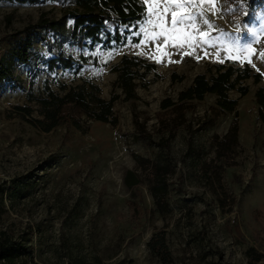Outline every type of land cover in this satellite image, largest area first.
Returning a JSON list of instances; mask_svg holds the SVG:
<instances>
[{
  "label": "rangeland",
  "instance_id": "rangeland-1",
  "mask_svg": "<svg viewBox=\"0 0 264 264\" xmlns=\"http://www.w3.org/2000/svg\"><path fill=\"white\" fill-rule=\"evenodd\" d=\"M140 1L145 16L134 31L129 30L123 44L63 45L64 54L75 61L88 58L76 71L50 70L47 62L57 56L54 39L33 28L41 15L60 18L62 6L49 0L36 4L0 0V59L16 41L27 36L33 41L30 61L13 68L17 85L0 89V237L21 244L16 263L159 264L146 247L158 231L165 233L175 264H248L249 249L264 254V124L257 119L254 100L255 92L264 89V6L250 10L249 0H215L212 7L204 0V16L196 23L209 33L208 43L197 38L193 48L185 43L178 49L174 45L183 41L179 34L167 45L163 36H145V30L160 31L148 24L149 5L156 0ZM184 2L200 5L201 0ZM190 11L199 13L201 7ZM204 19L214 27L209 29ZM248 45L251 53L229 58ZM124 55L157 67V76L151 73L145 84H137L138 99L131 102L113 87L112 68ZM219 64L235 68L248 64L261 76L258 83L252 78L241 82L248 89L245 96L236 90L228 94L237 100L239 132L237 166L221 170L222 188L233 199L224 208L217 201L220 188L212 186L202 166L214 157L213 136L226 133L234 114H225L207 127L216 97L206 95L165 149L157 145L168 134L158 130L155 117L162 100L175 101L196 75L208 74ZM173 75L182 80H172ZM84 80L97 84L105 99L113 93L120 96L112 108L116 127L91 122L87 133L68 125L44 133L16 110L28 106L30 117L39 118L35 102L28 101L29 93L39 95L48 81L53 92L62 94L60 85ZM134 118L144 124L147 140L138 138ZM133 155L172 169L166 211L155 210ZM127 172L143 182L128 189Z\"/></svg>",
  "mask_w": 264,
  "mask_h": 264
},
{
  "label": "trees",
  "instance_id": "trees-1",
  "mask_svg": "<svg viewBox=\"0 0 264 264\" xmlns=\"http://www.w3.org/2000/svg\"><path fill=\"white\" fill-rule=\"evenodd\" d=\"M10 1V0H7ZM20 3L36 4L40 0H16ZM62 6L61 16L58 19H46L41 15L33 27L43 31L54 39L57 56L51 58L47 64L50 70L60 67L64 70L81 68L80 63L87 62V57H81L77 62L73 57L67 56L62 51L64 44L70 43L79 48L93 47L102 44L106 47L121 45L125 42L126 35L145 16V6L140 0H49ZM249 9L256 10L264 6V0H249ZM33 41L30 36L16 41V44L7 50L0 59V89L5 85L16 86L18 79L14 76L13 68L16 65H25L32 57L31 48ZM156 64L147 62L136 56L124 55L120 62L112 68L116 73L114 88L121 91L126 102L138 99L136 87L139 82L146 83L149 74H157ZM252 78L254 83L260 81V74L253 73L248 64L243 68H235L232 64L215 65L208 69V74H199L194 77L190 86L180 91L176 100L171 98L160 102L159 111L155 114L158 130L166 132L168 137L159 142L158 147L168 148L170 140L177 131L187 122V114L196 109L198 103L206 95L216 97L214 105L209 108V117L205 123L207 127L215 125L217 120L225 114H234L226 133L219 137L214 135V157L202 166L212 186L220 188L217 201L224 208L228 203L233 204V199L225 193L221 185V170L237 166L234 152L238 145L239 123L237 121V100L229 98V92L236 90L241 97L248 92L247 87L241 82ZM172 80L181 81L182 77L172 76ZM62 94L51 90L48 81H45L39 95L28 94V101L35 102L39 118H31L32 109L28 106L16 107L17 112L33 128L48 133L61 125H68L82 133L88 132V123L108 124L117 126V118L113 115V104L120 96L113 93L110 98L101 96L97 84L84 80L80 84L67 86L60 85ZM254 100L257 105V119L264 124V89L255 92ZM138 138L148 139L144 124L133 120ZM133 159L147 182L149 192L158 212L168 208V177L173 173L169 166L154 163L147 158L133 155ZM143 180L132 172H127L124 184L128 189L139 185ZM230 204V205H231ZM4 236V234H2ZM21 244L0 237V264H23L17 262ZM149 253L154 256L159 264H175L166 243L165 233H153L146 243ZM248 264H264V254L256 249L247 252ZM32 262V261H30ZM35 264V263H30Z\"/></svg>",
  "mask_w": 264,
  "mask_h": 264
},
{
  "label": "snow or ice",
  "instance_id": "snow-or-ice-1",
  "mask_svg": "<svg viewBox=\"0 0 264 264\" xmlns=\"http://www.w3.org/2000/svg\"><path fill=\"white\" fill-rule=\"evenodd\" d=\"M208 2L215 7V0H208ZM204 0H201L200 5L194 3H185L184 0H166V2L161 3L160 0H156L153 4L149 5V20L148 24L151 29L159 28V33L151 30H145V36L148 38H155L157 35L164 37V43L167 45L169 39L177 36V34L183 37L181 43L175 44L178 49L183 48L186 43L189 48H193L195 43H198L199 39H203L205 43H208L206 39L209 36L208 32L201 31L196 21L204 16L203 11ZM201 7L199 13H194L190 9H195ZM170 14V21L168 16ZM204 25L209 29L214 27L209 20L204 19ZM188 29H192V32H188ZM159 50V49H158ZM231 51V49H229ZM235 56H229L231 59H240L245 53L252 52V46L248 45L245 48H237ZM185 55H190V52L183 53ZM199 58V57H198ZM217 58L219 59V53H217ZM248 59V56H244ZM222 62V61H221ZM243 62V60H241ZM251 63V60L248 59Z\"/></svg>",
  "mask_w": 264,
  "mask_h": 264
}]
</instances>
